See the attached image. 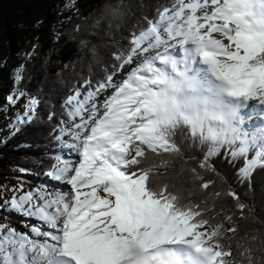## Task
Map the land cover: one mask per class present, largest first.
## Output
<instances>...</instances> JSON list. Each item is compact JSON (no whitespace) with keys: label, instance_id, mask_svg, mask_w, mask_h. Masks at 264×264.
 <instances>
[{"label":"snow or ice","instance_id":"1","mask_svg":"<svg viewBox=\"0 0 264 264\" xmlns=\"http://www.w3.org/2000/svg\"><path fill=\"white\" fill-rule=\"evenodd\" d=\"M146 20L145 29L130 34L128 53L114 54L112 72L77 81L61 116L47 115L57 119L49 136L75 160L58 151L45 175L67 187L0 186V195L12 192L5 205L37 221L25 224L26 232L0 223V264H131L132 242L144 249L147 264H236L223 243L235 238L236 213L217 212L215 203L231 198L241 219L247 206L204 174L216 172L212 161L221 153L230 164L243 158L240 184L264 169V124L250 123L264 117V0H174ZM136 56L142 62L116 83ZM15 80L22 82L20 71ZM25 97L9 135L41 118L42 100L25 90L9 94L5 107ZM252 101L258 103L251 113L242 114ZM178 132L203 151L201 158L184 157ZM149 154L162 159L142 166ZM176 158L189 173V196L206 194L200 202H182L166 183L152 186ZM192 160L195 166L185 168ZM237 247L253 264L252 249Z\"/></svg>","mask_w":264,"mask_h":264},{"label":"trees","instance_id":"2","mask_svg":"<svg viewBox=\"0 0 264 264\" xmlns=\"http://www.w3.org/2000/svg\"><path fill=\"white\" fill-rule=\"evenodd\" d=\"M174 0H125L127 16L120 27L98 20L104 0H73L71 5L61 0H0V98L19 90L39 97L40 119L14 136L9 135L0 144V175L8 170H17L15 179L25 182L45 175L58 147L49 136L53 125L62 114V100L77 81L91 78L102 80L106 72L113 71L118 62L115 53L127 54L130 49V34L147 27L146 18H155L158 10L170 6ZM20 71L22 82H16ZM56 118L47 120L49 112ZM184 157L201 158L203 151L184 139L180 132L175 137ZM162 159L149 154L145 165ZM216 172H206L205 178L214 180L217 189L236 191L247 206L244 218L231 198L221 197L215 203V210L236 213L234 220L238 227L234 239H225L231 245L236 264H248L241 256L237 243H244L252 249L253 264H264V169H258L250 183L237 182L236 172L244 163L243 158L230 164L223 153L212 161ZM192 160L185 166H195ZM182 160L176 158L166 173L152 177L151 184L158 187L169 185V191L177 193L182 202L191 199L200 202L206 195L198 190L189 196L192 184L189 173L181 171ZM24 168L28 171L20 172ZM209 205L212 201L209 200ZM212 217L213 213H207ZM224 220L218 215L212 220ZM225 226L228 225L225 221ZM241 237L246 240L241 241ZM256 237V239H253Z\"/></svg>","mask_w":264,"mask_h":264},{"label":"rangeland","instance_id":"3","mask_svg":"<svg viewBox=\"0 0 264 264\" xmlns=\"http://www.w3.org/2000/svg\"><path fill=\"white\" fill-rule=\"evenodd\" d=\"M61 1L62 3L67 5H71L73 2V0H61ZM151 54L152 53H149L147 55H151ZM143 58H144L143 56H136L132 64L124 66L122 71L114 77L115 82L116 83H118L119 81L121 82L125 78V74H127L132 67H135L133 64L137 62L136 64L138 65L140 62H142ZM2 59L3 57L0 56V63L2 62ZM110 91L111 89H109V92ZM8 95H5L3 98H0V144L9 136V120L10 119L14 120L15 115L19 111H22V105L25 104L27 99V97L22 98L14 107L6 108L5 103H6V97ZM105 95H107V93ZM56 151L57 152L62 151V154L65 155L67 158H69L70 160H75L74 158L75 154L67 149L61 150L58 148ZM16 173H18L17 170H8L5 172L4 175H0V186H4V188L7 189V188H11L12 186H19L20 184L23 183L25 190L35 189L41 186H49V190L64 189L67 187L66 185L61 184L60 182L53 181L49 177L44 175L42 177L31 179V181L29 182H25L21 179H15L13 175ZM11 196H12V192L10 191H4L3 194L0 195V223H7L10 226L17 228L18 231L26 232L28 231V228L25 227V224L30 226L31 224L37 223V221L34 219H30L18 215L14 211H12L7 205H5L4 200L10 198Z\"/></svg>","mask_w":264,"mask_h":264},{"label":"clouds","instance_id":"4","mask_svg":"<svg viewBox=\"0 0 264 264\" xmlns=\"http://www.w3.org/2000/svg\"><path fill=\"white\" fill-rule=\"evenodd\" d=\"M127 16L125 0H104L98 20L107 21L114 27H120ZM131 264H147L146 253L137 243L132 242L128 248Z\"/></svg>","mask_w":264,"mask_h":264},{"label":"bare ground","instance_id":"5","mask_svg":"<svg viewBox=\"0 0 264 264\" xmlns=\"http://www.w3.org/2000/svg\"><path fill=\"white\" fill-rule=\"evenodd\" d=\"M180 54L179 53V49H176L175 50V54ZM137 61H138V59H137ZM137 63V62H136ZM133 64L134 66H137V64ZM118 80V79H117ZM121 80V79H120ZM120 82V81H119ZM118 82V83H119ZM257 103L258 102H256V101H252V102H249V107L248 108H246V110L242 113V114H250L251 113V109H252V107L253 106H256L257 105ZM257 116H259V115H257ZM257 116H255V117H253V119H252V121H250V123H255V124H257V125H259V124H264V118H261V117H257ZM261 119V120H260ZM246 126H247V124H246ZM74 155V154H73ZM72 155V156H73ZM74 157V156H73ZM72 157V158H73ZM71 158V157H70ZM75 158V157H74Z\"/></svg>","mask_w":264,"mask_h":264}]
</instances>
